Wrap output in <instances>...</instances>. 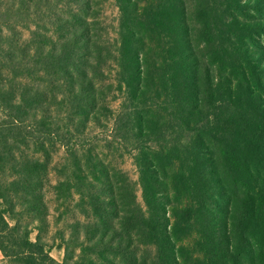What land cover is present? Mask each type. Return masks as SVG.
<instances>
[{"label": "rangeland", "instance_id": "374dc122", "mask_svg": "<svg viewBox=\"0 0 264 264\" xmlns=\"http://www.w3.org/2000/svg\"><path fill=\"white\" fill-rule=\"evenodd\" d=\"M65 1L61 0L56 7L60 9L66 5L67 13L58 9L48 14L50 22L54 24L58 20L55 16H62L59 22L64 31L57 35L49 28V45L45 50L52 52L57 44L64 45L65 40L74 39L79 47L77 54L88 60L87 45L94 44L95 48L92 49L98 50V53H92L94 58L91 61L102 66L103 76L97 77L99 83L95 84L92 99L94 107H86L88 114L84 118H80L82 115L74 116V124L80 126L81 135L71 130L74 138L69 149L59 145L47 148L48 175L42 191L45 215H24L21 221V226L30 232V240L35 241L40 237L50 256L58 263L126 264L120 255L115 256L107 251L88 256H81L80 253V246L88 247L94 242L101 243V240L116 243L118 239L125 242L140 239L122 228L128 209L123 194L132 191L136 204L144 211L148 204L146 202H151V198L144 199L140 170L135 163L139 153L132 148L141 146L142 151L148 154L150 160H147L153 163L148 149L158 143H150L154 137L152 134L150 140L146 137L130 138L127 142L116 140L112 135V126L122 105L131 106L132 112L137 114L150 111L151 114L147 116L152 119L162 115H154L158 110L149 107L148 104L156 102L150 93L145 94L148 104L142 105L137 102L138 97L133 99L135 96L128 86L125 90L118 89L122 70L118 65L120 41L133 42L131 46L127 44L124 50L127 60L128 53L133 52L135 60L138 55L140 64H150L152 67L157 64L166 43L171 44L175 51H178L181 43L189 60L188 74L199 80L201 92L206 98L204 104L203 97H200L203 101L200 105L210 116L209 128L213 135L207 142L212 152L204 155L217 157L215 138L221 135L225 134L226 139V134L233 132L234 148L237 142H241L238 148L240 153L236 154L230 149L229 155L234 152V161L222 153L218 159L224 167L220 171H212L211 178L216 179V173L220 180L214 189L219 205L209 203L211 217L225 221L230 215L238 213L243 199L250 196L251 200L245 201L252 222L249 219L247 224L243 221V225L247 229L246 237L253 244L251 255L256 253L263 256L260 245L264 244V140L260 139L264 138V0ZM158 3L162 6L156 7ZM229 4L233 6L230 11L226 8ZM121 6L126 7L123 13ZM135 11L146 13L137 16ZM151 11L154 13L150 14ZM155 11L158 23L152 25L150 21ZM131 30L132 35L127 33ZM205 70L209 71L211 86L206 84ZM130 81L135 90L137 81L129 78ZM149 85V91L160 89L158 85ZM238 85L244 90H240ZM142 90L145 91L144 88ZM52 110L59 111L60 108L54 106ZM67 110L63 107L60 111L59 118L63 125L69 123L65 113ZM54 117L58 118L56 114ZM136 120L134 115L132 121L135 127ZM162 122L166 123L164 119ZM136 134H139L138 131ZM74 144L78 146L73 147ZM38 158L42 156L38 155ZM177 167L166 169L171 181L167 182L165 188L156 185L155 179L159 178L160 173L149 165L145 170L154 193L153 207L165 218L168 225L164 222V226L167 229L172 221L173 205L178 204L176 200L183 196L181 185L174 182L173 174L179 171ZM68 184L77 189L63 193L67 186L60 185ZM93 193L95 212L89 203V195ZM9 218L16 217H8L10 225H13ZM160 221L163 223V220ZM105 226H108L107 229L114 226L118 234L114 236L111 229L104 233ZM192 236L182 240V243L188 244ZM191 244L193 250L194 244ZM0 264H10L1 253Z\"/></svg>", "mask_w": 264, "mask_h": 264}, {"label": "trees", "instance_id": "16d2710c", "mask_svg": "<svg viewBox=\"0 0 264 264\" xmlns=\"http://www.w3.org/2000/svg\"><path fill=\"white\" fill-rule=\"evenodd\" d=\"M60 1L0 0V253L10 264H69L56 262L40 237L31 241L30 232L21 226L24 215H45L42 191L48 175L47 148L59 145L69 149L74 138L71 130L81 135L80 126L74 124V116L82 115L80 118H84L88 114L86 107H94L92 99L95 84L99 83L97 77L103 76L102 66L91 61L94 58L92 53H98L92 49L94 44L87 45L88 60L77 54L79 47L74 39L65 40L64 45L57 44L52 52L45 50L49 45V28L57 35L64 31L59 22L61 15L55 16L58 19L56 24L51 23L48 17L59 9L56 4ZM159 6L162 5L158 3L156 7ZM64 7L58 11L67 13L66 5ZM125 8L120 7L121 13ZM226 8L230 11L233 6L229 4ZM135 13L143 16L146 11ZM150 23L157 25L156 11ZM131 32L127 33L132 35ZM120 43V63H117L122 70L118 89L125 90L128 86L135 96L133 99L138 97L137 102L142 105L147 103L145 94L150 93L156 102L147 104L154 107L152 110H158L154 115H162L152 119L147 116L150 111L137 114L132 112L131 106L122 105L112 126L116 140L127 142L136 137L150 140L152 134L154 137L150 143H158L148 149L153 163L147 160L148 154L142 151L141 146L132 148L139 153L135 163L140 170L144 199L151 198V202H146L148 206L144 211L136 204L132 191L123 194L128 209L122 228L140 239H128L126 242L118 239L116 243L97 241L101 243L80 246L81 256L107 251L120 255L126 264H264V255H251L253 244L246 237L247 229L243 225V221L247 224L251 219L252 222L245 201L251 200L250 196L243 199L238 213L225 221L211 217L209 203L219 205L214 189L220 180L216 173V179L211 178L212 171H220L224 167L218 159L222 153L234 161L233 154L240 153L241 142H237L234 148L233 132L226 134V139L225 134L214 137L217 157L204 155L212 152L207 142L213 135L209 128L210 116L200 105L203 101L205 104L206 98L199 80L188 74L189 60L181 43L178 51L166 43L153 67L140 64L138 55L135 60L133 52L128 53L127 60L124 50L133 42L121 40ZM205 75L206 84L211 86L208 70H205ZM129 78L137 81L135 90ZM240 80L243 82V78ZM149 84L158 85L160 89L149 91ZM240 90L244 89L241 87ZM54 106L60 110L53 111ZM63 107L68 108L65 113L69 123L66 125L59 118ZM132 114L137 117V127ZM163 119L166 123L162 122ZM72 146L77 147L78 144ZM230 149L234 151L231 155ZM147 165L160 173L155 182L164 188L171 181L166 169L178 166L179 171L173 174L174 182L181 185L183 200H176L178 204L173 205L169 229L164 226V222L167 224L165 218L153 207L154 193L145 174ZM60 186H67L63 193L77 189L69 184ZM94 195H89V203L95 212ZM8 217H16L9 218L13 225H10ZM107 227L104 233L111 229L114 236L118 234L114 226ZM191 235L194 236L188 244H183L182 240ZM194 237L197 238L194 240ZM191 243L197 252L192 250ZM260 247L264 251V244Z\"/></svg>", "mask_w": 264, "mask_h": 264}]
</instances>
